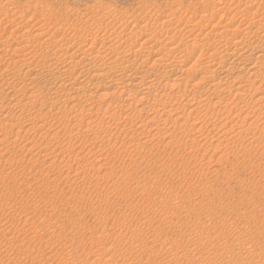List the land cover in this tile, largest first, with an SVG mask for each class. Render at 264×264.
Returning <instances> with one entry per match:
<instances>
[{"label": "rangeland", "instance_id": "374dc122", "mask_svg": "<svg viewBox=\"0 0 264 264\" xmlns=\"http://www.w3.org/2000/svg\"><path fill=\"white\" fill-rule=\"evenodd\" d=\"M250 1L0 0V27H6L10 21H14L13 24L21 23L22 26L19 27L22 30L29 29L30 25L40 26L42 30L55 29L57 37H60L61 33L70 34L75 26L80 28L83 25L86 28L97 24L111 28L115 34L113 37L119 34L134 35L135 31L139 34L140 30L146 28L152 31H165L166 28L171 34L181 35L195 21L201 23L204 32L213 28L215 23L227 25V21L232 25L229 26L232 29L236 23H244L252 17L245 11V15H235L237 9L241 8L243 13L242 9L247 4L253 9H264V0H252V3ZM262 25L259 23L257 28H254L261 29ZM131 26L133 28L129 29ZM6 28L0 30L2 38L9 34L0 45V48L8 49L5 60L0 62V82L7 77V71L3 67L14 58L11 47L16 46L19 39L16 35H10L11 26ZM240 34L241 32L226 31L218 40L229 37L231 40L228 49H231L234 46L233 39ZM184 38L183 43L187 40V37ZM32 42L29 40L30 44ZM139 42V38H134L130 45ZM93 50L96 53L98 45ZM163 50L166 52L167 49L162 48L161 51ZM146 53L141 54L145 56ZM147 57L151 59L153 56ZM253 60L255 57L250 58L249 65ZM229 62L225 61L219 67L215 76L211 77L212 82L226 73L223 71L224 65ZM37 64V60L32 62V65ZM261 65L258 64L253 70H243L237 75L247 80L248 77H253L249 75L250 72H261L260 69H264ZM199 75L198 73V77ZM231 75L234 77L236 73ZM233 77L227 80L231 81ZM211 79L202 82L199 90H202V85L206 87ZM243 82L250 84L249 81ZM27 83H19L17 89L24 91L34 85ZM35 83L45 85L44 82ZM84 85H80L82 89L75 90L74 95L79 96L84 105L85 99L82 98H85L87 93H92L91 101L88 102L94 104V109L101 107L103 110L109 99L105 100L106 102L101 99L100 101L97 99L99 89L97 91L96 88H91L92 85ZM235 87L234 82L232 93ZM263 87L260 88L262 92L255 96L244 95L243 103L246 102L245 104L254 106L255 109L260 103L255 102V98L264 95ZM129 89L134 91L137 88L131 86ZM183 89L187 90V94L191 93L188 87L172 88L167 92L168 95L179 96L178 93ZM210 93L211 91L202 92L204 96ZM225 93L223 95L218 92L224 101L225 97L232 98V93ZM3 94L5 93H0V112L5 116L6 111H10L12 115L20 109H23V115L30 112L33 116L14 118L12 122H16L18 126L12 129H5V126L4 129L0 128V140L5 141H0V264H97L99 258H109L111 263L108 264H165L167 260L168 264H254L256 259H264V106L263 111L256 110L253 111L254 114L249 107H245L241 109V116L238 118L237 108L230 106L233 114L230 119H225L221 115L218 116L223 109L215 105L208 109L213 115H199L198 118L195 112H191L194 113L192 115L188 109L182 107L185 102L180 99L182 102L176 105L182 103L178 110L181 114L173 115L171 120H164L166 116L154 117L148 109L147 113L145 110H138L150 103L140 102L138 98L144 97L141 90L135 97L122 94L123 98H127H124V101L119 98L120 95L115 94L112 96L110 108H115L114 102L120 99L119 102L125 104L124 107L132 102L130 110L125 109L128 106L119 110L121 115L125 116L126 111L127 114L128 111L132 113H129L126 119L109 122L107 125L110 124L111 128L106 129V125V128L98 133L100 137L93 142L88 141L91 135L84 133V127L77 128L74 122L76 118L67 113L68 108L58 109V104L53 107L48 103L41 105L39 101L35 107L22 103L12 108L11 96L5 95L3 98ZM83 95L85 96L82 97ZM217 96L216 94L213 98ZM169 98L171 99H168V102L171 103L173 98ZM183 109L185 118L190 113L186 121L183 120ZM248 110L251 118V115H261L260 123L257 121L258 124H250L251 118L240 123L243 120L240 117L246 115ZM18 111L16 113H19ZM2 113L0 123L4 125L7 121ZM56 117H62L68 124L66 127H60L61 129L56 128L59 131L54 126V130L45 134L42 129L54 123ZM172 120L176 123L172 124ZM135 121H145L148 125L143 134L133 133L135 143H129L121 133H115L114 138L111 137L110 133L114 132L115 127L126 128L131 135ZM182 122L184 123L180 126ZM239 130H244L240 136ZM35 131L44 137L36 135ZM56 131L57 134L54 133ZM81 133L87 136L84 137ZM69 135L71 139H68ZM13 141L17 144L16 147L15 144L12 146ZM22 144L28 147L31 144L34 147L30 150H20ZM62 146L70 150L58 154L57 151ZM102 146L106 148L103 152L100 151ZM40 150L43 153H51L50 164L54 165L50 167L49 160L48 164L37 160L36 163L34 158L36 159L35 156ZM66 170L70 175L68 177ZM77 173L79 174L75 176Z\"/></svg>", "mask_w": 264, "mask_h": 264}, {"label": "bare ground", "instance_id": "6f19581e", "mask_svg": "<svg viewBox=\"0 0 264 264\" xmlns=\"http://www.w3.org/2000/svg\"><path fill=\"white\" fill-rule=\"evenodd\" d=\"M250 2L252 3L254 1L251 0ZM263 3H264V1H263ZM255 6H257V5H255ZM258 7H259V5H258ZM260 8L262 9V7H260ZM242 10H243V13L241 11V8H240V10L237 9L235 11V15H237V16L238 15H240V16L245 15L244 14V11H245L246 14L252 15V17L249 16L252 19L249 18L244 23L238 22V23H236L237 25L232 27V29L229 28V26L231 24H228V21H227V25L225 23H223V21H222L223 24H216L215 23V25H212L213 28H210V30H206L204 32V31H202L204 29L202 28L201 23L195 21V23L193 25H191L190 28L185 30V32L181 33V35H177L175 33L171 34L169 31L166 30V28H165V31H161V30L159 31V30H154V29L152 31V30H148L146 28L145 30H140L139 34L137 33V31H135L134 35L130 34V36H126V34H124V36H122L123 34L122 35L119 34V35L113 37L115 34H113L114 31L110 30L111 28H109L108 26H103L101 24L98 26V24H97V26L86 27V28L83 27V25H82V27L80 26V28H76L77 26H75L72 28L70 34L61 33L60 37L59 36L57 37L55 29H54V31H52L51 29L42 30L40 26L38 27V26L30 25L29 29L22 30L19 27V26H22V25H20L21 23L18 22L19 24H17V23L13 24L14 21H10V24H8L6 27L11 26V28L9 30L10 35H16L17 37H19V39L17 40V45L11 47V54H12V56H14V58L11 59L3 67L5 69V71H7V77H6V79L3 80V82H0V93H5L2 95L3 98L5 97V95L11 96L10 97V99H11L10 103L12 104V106L10 104H9V106H11L12 108L17 107L19 104H22V103L26 104V106L35 107V105L38 104L37 103L38 101L41 105L48 103V104H50V107L56 106V104H58V106H59V107H57L58 109L68 108L67 113L68 112L71 113L73 115V117L76 118V120L74 122H75V125L78 126L77 128L80 129V127H84V133L85 134L88 133V135L89 134L91 135L89 137L88 141L90 140L93 142H95L97 140L98 136L100 135V134L98 135V133H100V131H102V129L104 130V128H106L105 126L109 122L117 121V120L119 121L121 119L122 120L126 119V117H129L128 116L129 113H132L131 111L130 112L128 111V114H127L126 113L127 111H126L125 116L121 115L120 111L124 107L125 104L124 105L120 104V102H119L120 99L118 100V102H114L115 108H112V107L110 108V104L112 103V100H113L112 96L115 94H118L120 96L122 94H127L128 96H134L135 97L136 96L135 94H137L138 91L141 90V93L144 95V97L141 96L138 98L140 100V102L146 101V103H148V102H150V103H148V104L145 103L147 105V107L144 105L145 108H143L141 110L139 108L138 110L142 112V110L146 111V109H148V111L150 110L151 113L154 115V117H159V118L162 117L163 118L164 116H166L164 118V120L167 118H169L171 120V117L173 115L181 114V113H178L179 112L178 110L180 109V106H182V103L179 106L176 105V104H178V102L179 103L182 102V101H180V99H184L183 102H185L182 107L184 109H188L190 113L195 112L198 115L197 116L198 118H199V115L200 116H203V115L206 116V114H208V115L212 114L213 115V113H210L208 111V109L211 108L212 106H215V105H217L218 108L221 107L223 109V111L220 112L219 115L217 113H215V115L216 116L218 115L219 117H221V116L225 117V119L226 118L230 119L231 115L233 114V112L231 114V111H230L231 108H229L230 106L237 108L236 110L238 112H237L236 118H238V116H241V112H242L241 109H243V108L245 109V107H249L248 109L252 110V112L256 111V110L261 111L263 106H264L263 105L264 102H261V100L264 101V95H259L257 98H255V102H260L259 105L255 106L256 107L255 109L253 108L254 106H251V105L249 106V105L245 104L246 102L243 103L242 99L244 98L243 97L244 95L250 94V97H252V96H255L256 94H259V92H262V90L260 88H262L264 86V69L262 70L259 68L261 70V72L259 70L254 71V72H250L251 74H249V75L253 76V77L247 76L248 77L247 80H244V78L242 76L237 75V73L239 74L243 70H253V68H255L258 64H262L264 67V9L263 10H259V8L253 9L252 6L247 4V6L245 8H243ZM241 18L243 19L244 16ZM242 19H240V20H242ZM198 21H200V19ZM16 22H17V20H16ZM217 22H218V20H217ZM233 23H235V21ZM259 23L263 24V25H262L261 29H256ZM32 24H34V23H32ZM84 25H86V22ZM87 25H88V23H87ZM255 26H256V28H254ZM1 27H2V25H1ZM1 27H0V30L2 28H3V30L7 29L4 26L2 28ZM28 27H29V25H28ZM131 28H133V27L131 26L129 29H131ZM215 29H217V30L215 31ZM120 30H121L120 32H122V29H120ZM117 31H119V30L117 29ZM174 31H176V30H174ZM226 31L241 32V34L238 35V37L233 39L234 46L231 49H228V44H230V40H231L229 37L218 40L219 37L221 36V34H223ZM128 32L129 31H127V33ZM176 32H178V31H176ZM57 33H58V31H57ZM136 33H137V35H136ZM199 35L200 36L202 35V36L200 37ZM7 36L5 38H7ZM125 36H126V38L124 39ZM116 37H117V39H116ZM178 37H179V39H177ZM184 37H187L186 38L187 40L185 43H183V40L185 39ZM5 38H2V35H0V45H1L2 40ZM10 38H11V36H10ZM134 38H139L140 42L137 43L136 45L131 46L130 42ZM113 39H115V41H113ZM29 40H31L33 42L30 44ZM35 44H37L38 47H36ZM158 44H160L159 45L160 47L158 46ZM96 45H98V51L95 53L93 49ZM162 48L167 49L166 52H164V50L161 51ZM7 50H8L7 48H0V62L5 60L4 58L7 55ZM143 52H144V54H145V52H147L145 56L142 55ZM139 54H141L142 56L141 55L138 56ZM149 55H151L153 57H151V59H149V57H147ZM251 57H253V58L255 57V60L251 61L250 63H252V64L249 65L248 61L250 60ZM34 60H37L39 62V64L32 65V62ZM225 61H230L227 65H224L223 71L226 73L223 74V76L219 77V79L215 78L217 80H215V82H212L211 77L215 76V73L218 71L219 67H221ZM123 64H124V66H122ZM198 73L200 74L199 77H198ZM235 73H236V75L233 77L231 74H235ZM196 74H197V77H196ZM230 77L231 78L233 77V79L231 81H228L229 80L228 78H230ZM209 78L211 79V81L206 85V87H203L204 85H202V87H201L202 90H199L200 84L202 82H206V79H209ZM249 78H253V79H249ZM243 81H246V82L249 81L250 84L247 85L248 83L245 84ZM21 82H24V83L26 82V84H28L27 82H29V84L34 83V85H33V87L32 86L28 87V89H26L24 91H20L19 89H17V85ZM35 82H44L45 85H42V86L41 85H35L36 84ZM234 82L236 84V87L233 89L234 93H232V84ZM75 84H77V86H75ZM84 84H86V86L92 85L91 88L94 87L97 89V91L99 89L100 93L97 94L98 95L97 99H99V100L101 99L102 101L109 99V102L107 101L108 103H106L107 105H105L107 107L105 108V106H104L105 109L103 108V110H102L101 107L94 109V104H90L91 102H88V101H91L92 93H87L86 96L85 95L82 96V97L85 96V98H82V99H85L84 105H83V103H82L83 101H81L80 97L79 96L76 97L77 95L76 96L74 95V93H75L74 91L75 90L79 91L81 86ZM131 86L132 87L134 86L135 89L137 88L138 91H137V89L134 91H132V89H129ZM179 87H181V88L184 87L186 89L188 87V90L191 91V93L187 94L186 93L187 90L183 89L182 91L179 90L181 92V93H178V94H180L179 96H176L177 94L176 95L174 94L172 96L168 95V92H170V90H172V88L178 89ZM263 89H264V87H263ZM209 90L211 91V93L209 95L204 96L202 94L203 91H208V93H209L210 92ZM84 92H86V91H84ZM218 92H222V94L225 92L226 93L228 92V95L231 93L233 95H232V98L226 99V97H225V101H224L223 96L222 95L219 96L220 94H218ZM78 94H80V93H78ZM216 94L219 97L217 96L214 99L213 97ZM69 95H73V96L70 97ZM169 97L173 98L172 99L173 101L171 100L173 103L168 102V99H171ZM110 98H111V100H110ZM119 98H122V100H123L125 97L123 98L121 96ZM125 99H127V98H125ZM139 100L137 102H139ZM0 102H2V101H0ZM69 103H70V105H68ZM121 103H124V102H121ZM131 103L132 102L127 104L128 108H125L127 106H125L124 108L126 110H130L131 109ZM6 105H7V103H6ZM114 105L112 104V106H114ZM205 106H207V107H205ZM221 108H219V109H221ZM138 110H134V111L138 112ZM207 111L209 113H207ZM259 111H257V112H259ZM16 112L12 113V115H11L10 111H6V116L2 112H0L4 115V117H6L5 119L4 118L3 119L7 121V122H5L4 125H1L3 123H0V125L2 126V127L0 126V128L4 129V126H5V129L6 128L8 129V127L12 129L15 126H18L16 122H14V123L12 122V120L14 118L27 115V114L23 115V113H24L23 109H20L18 111L19 113H16ZM56 112H58V111H56ZM84 112H85V115H84ZM117 112H120V113H117ZM186 112H187V110H186ZM28 113L29 114L27 116H30L31 113L30 112H28ZM146 113H147V111H146ZM190 113H189V115L187 114L188 117L190 116ZM244 113H245V111H244ZM191 114L193 115L194 113H191ZM253 114H254V112H253ZM185 115H186V113L184 110L182 113V116L184 117L183 118L184 121H186L188 119V117L185 118ZM234 115H235V113H234ZM32 116H33V114L31 115V117ZM209 116H211V115H209ZM251 116H252V118L250 117V113L248 110V113L246 115H242V117H240V119L243 118V120L240 121V123H242L243 121H246L248 118H251L250 119L251 121H249L250 124H253V123L258 124L257 121L258 122L260 121L261 115L255 114V115H251ZM178 117H180V116H178ZM61 118L56 117V120H54V123H51V125L49 127H45L44 129H42V131L45 130L44 133L48 134V133H50L51 130H54V128L56 129V128H60L62 126L66 127L65 125L68 123H66V120H63ZM154 119H157V118H154ZM172 121H173L172 124L176 123L175 120H172ZM262 121H263V119H262ZM188 122H190V121H188ZM183 123L184 122L180 123V126ZM43 125H44V123H43ZM200 125L198 127H200ZM221 125H222V123H221ZM54 126H56V127H54ZM134 126L135 127L133 129H131L132 130L131 135H129V132L126 130V128L117 129L115 127L116 129L114 128V132L112 131V133H110L111 137L113 136V138H114L115 133H117V134L119 133V135L121 133V134H123L124 138H127L129 140V143H135L133 133L138 132L141 134L143 131H145V129H146V127H148V125L144 121V123L143 122H136L134 124ZM19 127H21V126H19ZM52 127H54V128L52 129ZM108 127L111 128L110 124H109V126L107 125L106 129H108ZM192 127H193V125H192ZM248 127H250V125ZM255 127H256V125H255ZM41 128H42V126H41ZM151 128H153V127H151ZM28 129H30V128H28ZM171 129H172V126H171ZM224 129H225V127H224ZM176 130H175V132H176ZM194 130H196V129H194ZM0 131H2V130H0ZM16 131H18V129ZM57 131H59V130H57ZM57 131L54 133L57 134ZM164 131H165V128H164ZM243 131L241 130L240 132H238L239 136ZM35 132H36V135H39V136L42 135L40 132H37V131H35ZM105 132H107V131H105ZM162 132L163 131H161V133ZM220 132H221V130H220ZM54 133L52 132V134H54ZM82 133H81V135H82ZM106 134H108V133H106ZM117 134H116V136H117ZM238 134H236V135H238ZM77 135L79 136V134H77ZM42 136L44 137V135H42ZM69 136H68V139H71V136H70V138H69ZM78 136H77V138L79 139ZM82 136H84V135H82ZM82 136H81V138H82ZM85 136H87V135H85ZM73 139L76 140V138H73ZM177 139H179V138H177ZM189 139H191V138H189ZM192 139H194V138H192ZM230 139H232V138L230 137ZM3 140H5V139H3ZM0 141H1V143L3 142L2 140H0ZM70 141H72V140H70ZM168 141H166V142L168 143ZM31 142H34V141L31 140ZM176 142H177V140H176ZM11 143H12V146L15 144L14 141ZM25 143H29V142H25ZM31 144L34 145L33 143H31ZM31 144L29 145L30 147H28L26 144H22V145H20L19 149L20 150H22V149L23 150L24 149L30 150L31 148H33L35 146L34 145L32 147ZM92 144L94 145V143H92ZM114 144H115V142H114ZM180 144H181V142H180ZM16 145L17 144H15L14 147H16ZM36 145H37V143H36ZM67 145H68V142H67ZM120 146H125V145L120 144ZM104 147L105 146H102L100 151L103 152V150L106 149ZM68 149H69L68 147L62 146V148L59 149L57 151V153L58 154L63 153L65 151H68ZM113 149H115V148H113ZM54 150H56V149H54ZM106 152H104V153H106ZM50 154L51 153H43L40 150V151H38V154L35 156L36 159L34 157L33 158L35 161L37 160V161H40L43 163H47V160H49L48 163L51 167L54 164H50V163H52V162H50V160L52 159L50 157ZM120 155H122V154H120ZM52 156H54V155L52 154ZM16 158H18V157L16 156ZM28 159H31V158H28ZM28 161H30V160H28ZM37 161H36V163H37ZM53 161H55V160H53ZM132 162H133V160H132ZM29 165H30V163H29ZM31 165H32V163H31ZM93 170H94V168H93ZM66 171H67V173L65 172V174H68V175H66V177L70 176L68 173V170H66ZM80 172H82V171H80ZM73 173H75V172H73ZM78 174L79 173H77L75 176H77ZM64 178H65V176H64ZM66 179H69V178H66ZM4 232H6V231H4ZM2 235H4V234H2ZM142 257H143V255H142ZM100 259L101 258H99V261L97 260V262H98L97 264L111 263V262H109V258L105 259V260H100ZM164 260H166V259H164ZM168 262H169V260H167L165 262V264H168ZM94 263H95V259H94ZM161 263L164 264V262H161ZM254 264H264V259H258V260L256 259V260H254Z\"/></svg>", "mask_w": 264, "mask_h": 264}]
</instances>
